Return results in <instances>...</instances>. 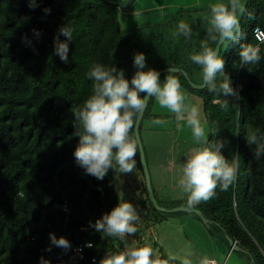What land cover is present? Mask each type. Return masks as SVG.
<instances>
[{
	"label": "trees",
	"instance_id": "obj_1",
	"mask_svg": "<svg viewBox=\"0 0 264 264\" xmlns=\"http://www.w3.org/2000/svg\"><path fill=\"white\" fill-rule=\"evenodd\" d=\"M245 6L247 12L238 14L244 36L238 43L225 41L220 52L238 98L198 89L209 141H223L222 154L229 160L240 155L237 180L226 191L217 187L215 196L196 208L254 264H264V156L254 158L255 146L245 139L249 129L264 136V48L257 64L239 66L241 43L256 46L254 29L264 28V0H247ZM120 14L115 0H35V7L29 0H0V264H40L41 257L50 264H99L106 253L121 251L117 237L102 238L91 227L119 203L114 170L98 180L76 163L79 138L73 135L77 121L71 111L91 94L87 73L94 63L115 65L129 81L135 73L127 68L134 57L126 38L130 29L123 28ZM63 25L72 29L67 63L54 53V37ZM223 99L227 110L214 102ZM50 233L65 237L71 247L52 245ZM87 242L92 247L73 250ZM160 256L169 255L161 251Z\"/></svg>",
	"mask_w": 264,
	"mask_h": 264
},
{
	"label": "clouds",
	"instance_id": "obj_2",
	"mask_svg": "<svg viewBox=\"0 0 264 264\" xmlns=\"http://www.w3.org/2000/svg\"><path fill=\"white\" fill-rule=\"evenodd\" d=\"M29 6L35 7V0H29ZM210 12L204 17L207 21V39L200 41V50L193 51L191 61L200 66L202 82L210 93L220 96H233L238 93L231 86L229 76L225 73V61L219 53L209 45L211 42L228 41L232 44L241 41L244 33L241 29L239 15L247 12L241 0H227L208 5ZM45 9V12H50ZM249 18H252L249 16ZM38 35V33H37ZM65 37L62 41L60 36ZM174 37L183 36L186 40L192 37V27L180 20ZM72 39V29L63 25L59 34L54 37V53L64 63L68 62L69 42ZM240 65L257 64L260 51L248 43H241L239 51ZM134 67L137 69L131 80L125 78L124 71L115 65L106 67L94 63L88 78L93 82L92 91L81 107L72 108L76 131L74 136L79 138L74 150V159L86 174L103 180L109 169L119 173L132 172L137 165L138 142L131 134L136 120L144 111L151 98L161 108H166L174 114L177 130H183L179 122H185L191 130L194 145L186 154L179 166L178 186L186 194V208L191 210L201 202L213 198L216 189L227 190L236 180L239 170V153H234L231 160L222 154L224 142L208 139L207 121L202 118L201 109L186 103L187 94L183 91L173 67H168L167 73L161 83L160 73L153 69H146L144 53L134 54ZM219 78V79H218ZM220 102L221 107L227 110L229 103L226 99ZM154 124L163 121L155 119ZM245 139L249 146H255L254 158L264 156V136L259 129H249ZM136 207L124 199L110 211L104 213L93 225L103 237H117L124 239L137 232L136 222L139 220ZM52 245L65 250L71 247L70 242L63 236L57 238L50 233ZM86 247H92L89 242ZM51 251V247L46 249ZM177 257L169 255L167 259L161 258L152 247L145 243L139 245L135 241L122 251L108 252L99 261V264H173ZM40 264H50V261L41 257ZM180 264H211L207 257L196 258L192 246L185 245V254Z\"/></svg>",
	"mask_w": 264,
	"mask_h": 264
},
{
	"label": "rangeland",
	"instance_id": "obj_3",
	"mask_svg": "<svg viewBox=\"0 0 264 264\" xmlns=\"http://www.w3.org/2000/svg\"><path fill=\"white\" fill-rule=\"evenodd\" d=\"M119 1L127 2V0ZM216 2H227V0H133L130 6L121 8L120 14L123 28L130 29L126 32V38L129 47H131V56L134 57V54L138 52L144 53L146 57L145 70L147 68L155 69L161 64L172 65L188 71L195 82L200 81L202 70L200 66L191 61L190 55L194 50H200L201 40L207 39L205 31L207 21L204 17L210 12L208 5ZM241 3L246 5L247 0H241ZM180 20H184L192 27L191 39L186 40L183 36L177 38L172 35ZM249 28L250 23L245 27V30L248 32ZM127 68L131 73L137 70L132 59L127 63ZM175 74L180 78V81L186 83L179 76L181 73L176 72ZM187 85H181L188 97L185 102L192 103L201 109L202 118L207 121L209 133L208 116L203 107V96L198 89L193 90ZM152 108L155 113L161 115L157 119L163 123L154 124L150 119L144 120L141 136L153 189L157 190L159 184L164 186L161 188L160 195L157 194V196L156 193L155 195L161 206L167 208L185 206L165 205L163 201L174 192L172 184L179 191L178 195H186L179 188L178 179L179 166L183 157L195 146L191 130L185 122H179L183 130L178 131V122L174 114L166 108H161L158 103L153 104ZM137 166L139 168L142 166L139 147ZM113 170L114 188L119 201L124 199L131 202L140 217L136 222L137 232L134 235L126 236L124 239L117 238L118 243H116L121 247V251L131 246L134 241L139 245L147 243L159 255L161 251L168 255H175L176 261L180 264V259L185 254V245L190 244L196 258L207 257L210 260L211 257H214L217 264L251 263L247 253L231 247L221 228L220 230L213 223L208 226L195 212L167 213L155 209L147 198L148 190L144 172L141 173V170L140 173L136 172V168L129 173H119V171ZM168 182L170 183L168 184Z\"/></svg>",
	"mask_w": 264,
	"mask_h": 264
},
{
	"label": "water",
	"instance_id": "obj_4",
	"mask_svg": "<svg viewBox=\"0 0 264 264\" xmlns=\"http://www.w3.org/2000/svg\"><path fill=\"white\" fill-rule=\"evenodd\" d=\"M115 1L121 6V8H127L131 4V2L133 0H127V2H125V3H122L119 0H115ZM224 42L225 41L217 42V44H216V46L214 48L219 53V55H220L221 48H222V45H223ZM168 67H173V66H168ZM168 67H165V68H162L161 70H159L158 72L160 73V75H162L163 73H166L167 70H168ZM173 68L175 69V72L183 74L184 77L186 78V80L190 83V85L193 88H195V89H204L205 88V86L203 85V82H201V83L195 82L192 79V77L189 74V72L186 71L185 69L176 68V67H173ZM149 101H150V99L148 100L147 105H146L144 111L142 112V114H140L139 117L137 118L136 123H135V127H134L135 138H136V140L138 142L140 158H141V165H142L144 176H145V181H146V186H147L149 198H150L152 204L154 205V207L156 209H158L159 211H163V212H167V213L176 212V211L195 212L196 214H198L201 217V219L208 226H211V224L214 223V221H212L208 217H206L205 214L202 212V210H200L198 208H193L191 210L187 209L186 206L167 208L165 206H161L159 204V202H158V199H157V197L155 195V191L153 189L152 180H151V174H150V171H149V168H148L146 152H145L144 143H143L142 136H141V131H140L141 123H142V121L144 119V116H145ZM224 233H225V235H226V237H227L228 241L230 242L231 247L233 249H236V250H239V251H242V252L248 254V252L244 248L240 247L237 244V241H235L232 237H230L226 232H224ZM250 264H254V260H253L252 257H251V263Z\"/></svg>",
	"mask_w": 264,
	"mask_h": 264
},
{
	"label": "crops",
	"instance_id": "obj_5",
	"mask_svg": "<svg viewBox=\"0 0 264 264\" xmlns=\"http://www.w3.org/2000/svg\"><path fill=\"white\" fill-rule=\"evenodd\" d=\"M132 3V2H131ZM131 5V4H130ZM129 5V6H130ZM179 76H181V75H179ZM178 79H179V81H180V78L179 77H177ZM180 84L182 85V86H186L187 84L186 83H184V82H182V81H180ZM187 86H189V85H187ZM155 103H157L156 101H155V99H154V102H153V104H155ZM153 104H152V107H153ZM151 107V110H150V112H148V116L146 117V119H150L151 121H153V120H155V119H157V117H159V116H161L159 113H155L154 111V109ZM154 110V111H153ZM145 119V120H146ZM144 127V126H143ZM185 157L186 156H184L183 157V159H182V162H183V160L185 159ZM136 172H139L140 173V168L136 165ZM141 173H142V171H141ZM170 182H168V184H169ZM163 184H159L158 186H157V190L155 189V193H156V195L158 194V195H160V191H161V188L162 187H164V186H162ZM171 187L173 188V190H174V192H172L171 194H169V196H167V198L166 199H164V201L163 202H165V205L166 204H170L171 206H178V205H186V200H187V197H186V195H178L179 194V191H177L176 190V188H175V186L172 184L171 185ZM157 195V196H158ZM220 245V244H219ZM163 248V247H162ZM164 251V250H163ZM161 253V252H160ZM210 262H211V264L212 263H215V258L214 257H211L210 258Z\"/></svg>",
	"mask_w": 264,
	"mask_h": 264
},
{
	"label": "built area",
	"instance_id": "obj_6",
	"mask_svg": "<svg viewBox=\"0 0 264 264\" xmlns=\"http://www.w3.org/2000/svg\"><path fill=\"white\" fill-rule=\"evenodd\" d=\"M254 35L255 37L257 38L258 40V43L256 44L255 47H258L259 50H261L262 48H264V28L261 27V26H257L255 29H254ZM91 227H94L93 224H91ZM89 242L85 243L84 245H79V246H76L73 248L74 251H82L84 247H86V245L88 244ZM91 243V242H90ZM92 244V243H91ZM93 245V244H92ZM212 264H217L216 262L215 263H212Z\"/></svg>",
	"mask_w": 264,
	"mask_h": 264
}]
</instances>
